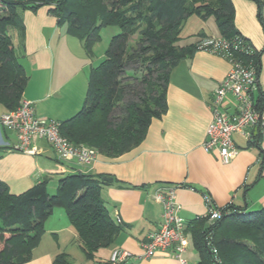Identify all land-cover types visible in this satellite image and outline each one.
<instances>
[{
    "label": "crops",
    "instance_id": "0c3cea01",
    "mask_svg": "<svg viewBox=\"0 0 264 264\" xmlns=\"http://www.w3.org/2000/svg\"><path fill=\"white\" fill-rule=\"evenodd\" d=\"M230 1L235 30L259 52L258 92L263 94L264 121V0ZM49 8L22 9L23 28L12 32V41L27 74L21 100L31 102L35 115L61 122L82 106L89 69L96 61L92 59L94 46L88 53L80 38L70 33L67 24L60 23ZM189 20L193 27L184 32ZM202 35L220 36L213 17L189 16L181 27L180 44L196 42ZM229 67L225 58L203 50L180 59L169 73L166 111L151 119L142 141L116 157L97 152L86 166L69 161L59 167L54 148L42 138L32 141L33 154L17 150L13 147L15 133L0 124V181L10 193L19 194L45 179L52 194L67 173L80 171L112 179L101 185V196L120 230L113 243L98 249L93 259L79 257L80 264L108 262L115 248L129 250L133 264H182L164 251L139 257L140 244L161 221V204L154 193L172 187L189 241L183 256L186 264H199L197 244L202 243V232L214 223L205 217L204 194L215 207L232 204L254 211L264 206V134L254 140V131L250 140L234 133L238 151L227 164L221 163L215 151L206 152L201 147L211 120L213 90ZM4 112L0 105V114ZM71 243L79 247L76 232L65 209L55 207L44 221V233L31 259L23 264H52L55 255L66 253Z\"/></svg>",
    "mask_w": 264,
    "mask_h": 264
},
{
    "label": "trees",
    "instance_id": "16d2710c",
    "mask_svg": "<svg viewBox=\"0 0 264 264\" xmlns=\"http://www.w3.org/2000/svg\"><path fill=\"white\" fill-rule=\"evenodd\" d=\"M43 5H49L57 20L67 24L88 53L100 40L102 27L119 29L110 37L104 57L89 69L82 106L60 122L61 134L72 144L91 146L108 157L141 142L151 119L165 113L172 66L197 50L196 42L180 44L187 17H213L220 36L228 41L241 35L234 28L230 0H0V105L6 111L19 105L27 81L12 32L23 28L22 9ZM234 54L245 62L250 60L258 75V51L250 57L239 50ZM258 105L261 109V92ZM260 135L258 127L254 140ZM104 177L67 173L52 194L45 179L19 194L10 193L0 181V264H23L31 259L44 233V221L55 207L65 209L86 259L110 246L120 226L110 218L101 196ZM207 231L217 252L215 258L204 240ZM202 234V243L197 244L199 264H264V206L244 211L228 204ZM68 262V255L60 252L52 264Z\"/></svg>",
    "mask_w": 264,
    "mask_h": 264
},
{
    "label": "built area",
    "instance_id": "2783aa9c",
    "mask_svg": "<svg viewBox=\"0 0 264 264\" xmlns=\"http://www.w3.org/2000/svg\"><path fill=\"white\" fill-rule=\"evenodd\" d=\"M235 39L228 41L221 36H200L195 43L197 50L225 58L230 64L213 90L209 102L211 120L201 144L204 151H215L223 164L229 163L237 154L234 133L253 140L252 134L259 127V134H264V121L258 105L256 68L250 60L245 62L234 54V51L239 50L244 57H250L255 49L247 39L242 40V35ZM0 124L15 133L17 142L13 147L24 153H35L31 145L35 138L47 140L56 152L59 167L63 162L69 161L90 165L97 155L95 148L84 144L74 145L63 136L60 132V121L35 115L31 102L27 100H21L15 109L0 114ZM154 197L161 204V221L158 229L140 244L139 257L148 258L157 251H164L180 263L186 264L183 253L189 241L185 233V222L178 213L179 206L175 201L174 189L168 186L159 188ZM203 200L206 207L205 217L209 221L220 218L223 207H215L207 194L203 195ZM210 238L211 232L208 231L204 240L215 258L217 252L211 247ZM131 258L132 253L129 250L115 248L108 261L110 264H125Z\"/></svg>",
    "mask_w": 264,
    "mask_h": 264
},
{
    "label": "rangeland",
    "instance_id": "374dc122",
    "mask_svg": "<svg viewBox=\"0 0 264 264\" xmlns=\"http://www.w3.org/2000/svg\"><path fill=\"white\" fill-rule=\"evenodd\" d=\"M24 1V0H19ZM194 18V17H191ZM189 26L193 27V21L189 20L187 25L184 26V32L189 29ZM119 31L118 27L116 26H104L100 30V40L94 45L92 59L96 61L95 65L104 57V52L107 48L109 43L110 37ZM96 57H100L96 59ZM81 249L75 244L71 243L66 248V253L69 254L68 264H80L79 257H83L84 255L81 253Z\"/></svg>",
    "mask_w": 264,
    "mask_h": 264
},
{
    "label": "water",
    "instance_id": "95a60500",
    "mask_svg": "<svg viewBox=\"0 0 264 264\" xmlns=\"http://www.w3.org/2000/svg\"><path fill=\"white\" fill-rule=\"evenodd\" d=\"M104 181H112V179L110 177H104Z\"/></svg>",
    "mask_w": 264,
    "mask_h": 264
}]
</instances>
